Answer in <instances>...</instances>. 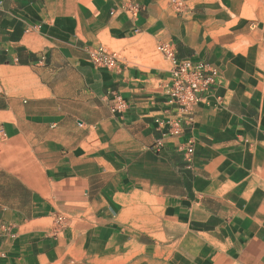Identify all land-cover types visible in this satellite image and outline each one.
<instances>
[{"label":"crops","instance_id":"obj_1","mask_svg":"<svg viewBox=\"0 0 264 264\" xmlns=\"http://www.w3.org/2000/svg\"><path fill=\"white\" fill-rule=\"evenodd\" d=\"M166 43L219 70L178 136L171 63L134 56ZM0 264H264V20L0 0Z\"/></svg>","mask_w":264,"mask_h":264},{"label":"built area","instance_id":"obj_2","mask_svg":"<svg viewBox=\"0 0 264 264\" xmlns=\"http://www.w3.org/2000/svg\"><path fill=\"white\" fill-rule=\"evenodd\" d=\"M176 12H183L188 5V0H168ZM158 52L171 63L170 83L166 90L168 104L180 112V118L169 123L168 135L178 136L181 134L180 122L183 119L190 120L194 110L201 100L202 94L210 93L217 85L219 70L216 66L188 59L178 60L171 43L158 46ZM89 59L92 64L100 69L112 70L118 63V55L109 52L102 46L91 51ZM113 107L114 112L125 109L122 101ZM193 151L191 145L185 147V153L190 155Z\"/></svg>","mask_w":264,"mask_h":264},{"label":"rangeland","instance_id":"obj_3","mask_svg":"<svg viewBox=\"0 0 264 264\" xmlns=\"http://www.w3.org/2000/svg\"><path fill=\"white\" fill-rule=\"evenodd\" d=\"M164 1L170 5L168 0ZM170 7L174 15L184 18L199 15L203 20H208L210 24L217 26L229 27L244 18L252 21L264 20V0H205L204 2L188 0L187 7L180 13L176 12L171 5ZM139 55L148 62L155 63L162 59L154 47L146 49L142 53H134L135 57Z\"/></svg>","mask_w":264,"mask_h":264}]
</instances>
